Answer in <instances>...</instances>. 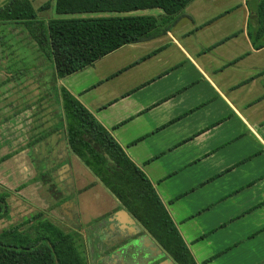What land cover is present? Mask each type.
Returning a JSON list of instances; mask_svg holds the SVG:
<instances>
[{"label":"crops","instance_id":"0c3cea01","mask_svg":"<svg viewBox=\"0 0 264 264\" xmlns=\"http://www.w3.org/2000/svg\"><path fill=\"white\" fill-rule=\"evenodd\" d=\"M246 1L195 0L164 35L59 85L148 176L197 264H264V47ZM74 159L59 207L92 264H173Z\"/></svg>","mask_w":264,"mask_h":264},{"label":"trees","instance_id":"16d2710c","mask_svg":"<svg viewBox=\"0 0 264 264\" xmlns=\"http://www.w3.org/2000/svg\"><path fill=\"white\" fill-rule=\"evenodd\" d=\"M193 1L54 0L56 15L126 14L153 8L162 13L49 19L39 18L38 12L48 9L50 3L38 10L30 0H6L0 5V24L22 25L53 65L49 85L61 111L57 115L59 123L39 131L29 145L61 131L68 151L174 264L197 262L154 185L111 132L68 88L59 85L60 81L93 66L123 46L164 35ZM246 4L249 9L247 36L252 46L260 49L264 47V0H247ZM11 157L10 153L1 156L0 164ZM5 198V194L0 195V220L9 212ZM26 224H29L27 231L22 228ZM84 247L78 231H65L38 213L0 232V264H88L82 252Z\"/></svg>","mask_w":264,"mask_h":264},{"label":"rangeland","instance_id":"374dc122","mask_svg":"<svg viewBox=\"0 0 264 264\" xmlns=\"http://www.w3.org/2000/svg\"><path fill=\"white\" fill-rule=\"evenodd\" d=\"M4 1L0 0V5ZM30 1L36 10L50 3L48 9L38 12L41 19L157 16L162 13L160 9L153 8L126 14L99 12L56 15L54 0ZM52 68L51 59L46 57L22 25L0 24V157L7 153L12 155L0 165V195H6L9 210L0 220V232L38 213L59 224L65 231H70L59 207L63 200L61 192L65 180H62L58 171L67 162L71 165L73 175L80 178L75 157L68 154L61 131L52 133L33 146L29 145L39 131L53 128L59 123L61 111L49 85ZM28 226L23 225V230L28 229ZM89 251L88 247L82 250L88 264H92Z\"/></svg>","mask_w":264,"mask_h":264},{"label":"water","instance_id":"95a60500","mask_svg":"<svg viewBox=\"0 0 264 264\" xmlns=\"http://www.w3.org/2000/svg\"><path fill=\"white\" fill-rule=\"evenodd\" d=\"M61 84H64V80H62L61 81ZM123 214H125L128 218H129V220L131 221V222H133L134 224H137L136 223V221L130 216V214L126 211V210H124V209H122V211H121ZM69 216V215H68ZM70 218H71V216H69ZM162 250V249H161ZM162 252L163 251H160V254H162ZM164 253V252H163ZM173 263V262H172ZM174 264V263H173Z\"/></svg>","mask_w":264,"mask_h":264}]
</instances>
